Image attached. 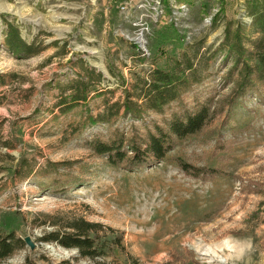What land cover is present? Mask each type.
Wrapping results in <instances>:
<instances>
[{"label": "rangeland", "instance_id": "rangeland-1", "mask_svg": "<svg viewBox=\"0 0 264 264\" xmlns=\"http://www.w3.org/2000/svg\"><path fill=\"white\" fill-rule=\"evenodd\" d=\"M120 1L0 0V225L34 244L1 264H264V100L249 91L230 101L240 65L220 44L228 22L250 23L245 0H165L158 20L148 8L121 11ZM7 22L40 52H9ZM185 54L202 80L183 98L211 108L203 128L151 167L129 170L95 154L94 136L106 140L116 127L142 135L163 117L120 111L111 124H91L85 106L97 114L105 98L120 105L134 75L168 70ZM86 64L112 91L60 113V86ZM61 161L67 167L42 173ZM179 163L219 172L195 178ZM78 219L99 224L116 243L86 258L38 240L70 232L67 224Z\"/></svg>", "mask_w": 264, "mask_h": 264}, {"label": "trees", "instance_id": "trees-1", "mask_svg": "<svg viewBox=\"0 0 264 264\" xmlns=\"http://www.w3.org/2000/svg\"><path fill=\"white\" fill-rule=\"evenodd\" d=\"M245 10L250 17V23L237 22L232 26L228 22L220 43L222 50L227 48L229 54H235V67L240 65L239 80L230 100L233 104L249 91L264 100V95L260 94L261 86L264 87V0H245ZM4 46L17 57L34 55L41 50L36 47L35 42L27 43L22 39L17 26L11 22H7ZM170 67L168 70L156 67L148 70L145 75H134L130 86L123 91L124 98L120 105L119 102L112 103L105 98L103 109L97 114L90 113L88 106H85L88 114L86 119L91 124H111L120 111L125 116L131 115L140 120L150 112L163 117L160 122H153L151 128L146 127L142 135L127 136L122 128L116 127L106 140L94 136L88 141V146L95 154L105 156L110 164L124 166L129 170L151 167L160 162L179 140L203 128L211 116L210 106L197 100L190 105L183 98L187 90L202 80L193 58L185 54L180 60L174 59ZM82 68L83 71L78 72L77 77L68 79L60 86V113L70 112L77 105L85 104L90 94L105 96L112 91L107 90V85H98L105 79L102 72L87 64ZM1 78L2 75L0 83H4ZM166 110L169 111L167 116ZM1 145L14 148L4 140ZM61 165L67 167V161L49 162L42 173L57 172ZM179 167L185 174L195 178L213 176L219 172L189 163H179ZM30 172L32 169L28 168L24 177ZM1 190L0 186V193ZM67 227L71 229L70 232L54 230L38 240L75 248L86 258L102 255L108 244L114 241L104 237L101 226L97 223L78 219L69 222ZM25 245L23 237L0 225V264L16 251L22 250ZM26 264L33 263L28 261Z\"/></svg>", "mask_w": 264, "mask_h": 264}, {"label": "built area", "instance_id": "built-area-1", "mask_svg": "<svg viewBox=\"0 0 264 264\" xmlns=\"http://www.w3.org/2000/svg\"><path fill=\"white\" fill-rule=\"evenodd\" d=\"M164 2L165 0H121L119 2V9L123 12H134V9L140 10L143 8H148L156 15V20H158V18H162L166 6L168 5ZM248 20L250 21L249 18ZM143 33H140V36L138 37L139 44H137L139 47L145 45L146 42L144 40L145 38Z\"/></svg>", "mask_w": 264, "mask_h": 264}, {"label": "water", "instance_id": "water-1", "mask_svg": "<svg viewBox=\"0 0 264 264\" xmlns=\"http://www.w3.org/2000/svg\"><path fill=\"white\" fill-rule=\"evenodd\" d=\"M24 241L26 242L27 245H29L31 248L34 247V244L31 242L30 237H25Z\"/></svg>", "mask_w": 264, "mask_h": 264}]
</instances>
